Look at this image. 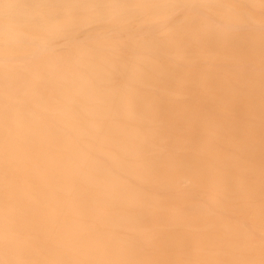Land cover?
Segmentation results:
<instances>
[{"label":"bare ground","instance_id":"obj_1","mask_svg":"<svg viewBox=\"0 0 264 264\" xmlns=\"http://www.w3.org/2000/svg\"><path fill=\"white\" fill-rule=\"evenodd\" d=\"M0 264H264V0H0Z\"/></svg>","mask_w":264,"mask_h":264}]
</instances>
